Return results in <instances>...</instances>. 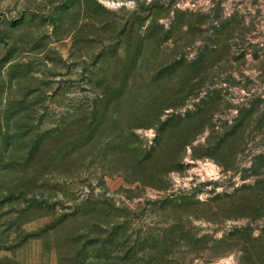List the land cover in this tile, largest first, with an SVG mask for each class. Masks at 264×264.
<instances>
[{
	"label": "rangeland",
	"instance_id": "rangeland-1",
	"mask_svg": "<svg viewBox=\"0 0 264 264\" xmlns=\"http://www.w3.org/2000/svg\"><path fill=\"white\" fill-rule=\"evenodd\" d=\"M0 264H264V0H0Z\"/></svg>",
	"mask_w": 264,
	"mask_h": 264
}]
</instances>
